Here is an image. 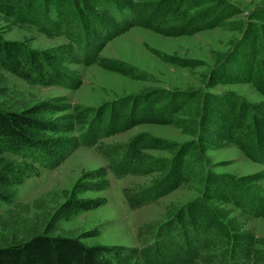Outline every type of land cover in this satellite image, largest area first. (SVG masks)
Wrapping results in <instances>:
<instances>
[{
  "label": "rangeland",
  "instance_id": "1",
  "mask_svg": "<svg viewBox=\"0 0 264 264\" xmlns=\"http://www.w3.org/2000/svg\"><path fill=\"white\" fill-rule=\"evenodd\" d=\"M26 1L35 13H42L47 21L57 24L55 18L61 5L65 10L69 7L71 16L83 19H87L88 7L95 2L113 15L133 18L130 9L119 11L116 4L125 7L120 2L131 1L151 6L158 2V7L163 9L165 4L175 0H51L49 4L44 0ZM199 1L204 15L219 8V12L228 16L213 27H202L190 34L165 35L148 27L132 25L113 35L97 51L103 60L132 69L131 75L101 67L96 61L84 63L79 60L82 59L81 50L68 55L57 52L59 58H54L61 72L78 81L76 87L27 81L0 68V109L21 111L47 103L51 107L40 111L38 116L63 128L64 123L73 121L75 108L81 111L86 107H106L110 104L106 102H113L115 106L116 101L125 102L135 95L152 94L157 90L159 93L179 90L189 92L190 96L209 90L217 94L231 93L255 105L264 115V96L233 64L246 44L242 39V25L250 14L264 8V0ZM187 5H180L168 17L166 25L181 24L179 12ZM157 12L149 11L151 15ZM26 17L27 13L10 16L0 11L1 37L49 54L50 50L66 48L71 43L58 27L47 31ZM248 53L244 52V57L253 59ZM256 59L259 60L258 53ZM194 103L190 100L168 123H141L125 132L103 137L97 146L77 144L69 147L59 161L52 158L38 163L25 153L0 152V246L21 243L36 234L75 237L86 245L99 244L108 248L135 249L151 244L162 224H170L174 212L209 191L206 186L208 172L221 181L234 178L245 196L256 203L264 200V163L247 157L229 140L203 145L201 150L191 147L186 155L188 177L176 190L139 207L128 206L123 188L137 190L153 186V189L160 174L154 171L146 175L117 176L101 148L125 144L140 132L167 139L175 146L183 145L193 139L187 132L190 124L185 119ZM184 108L187 109L183 111ZM46 134L68 138L80 131L78 128L73 131L50 129ZM144 152L148 156L145 161L167 159L171 155V150L167 149ZM93 200L99 202L97 206L85 209L75 205V202ZM206 200L233 232L260 239V242L255 241L254 247L264 250V213L257 215L236 205L235 201L241 202L237 193H226L222 199L209 194Z\"/></svg>",
  "mask_w": 264,
  "mask_h": 264
},
{
  "label": "trees",
  "instance_id": "2",
  "mask_svg": "<svg viewBox=\"0 0 264 264\" xmlns=\"http://www.w3.org/2000/svg\"><path fill=\"white\" fill-rule=\"evenodd\" d=\"M67 1H64L66 7ZM43 2L49 4L51 0ZM121 3L126 6L116 4L118 10L130 9L133 18L113 15L95 2L90 5L92 11L88 7L87 19L71 16L69 7L65 10L61 5L55 18L57 24H53L42 13H35L26 0H0V11L10 16L27 13V20L37 22L51 32L58 27L71 41L66 48L50 50L49 54L47 51L30 49L18 41L5 40L0 35V68L27 81L54 82L63 86L72 84L76 87L78 81L61 72L54 58H59L57 52L68 55L81 50L80 61H96L101 67L131 75L132 69L107 62L97 53L113 35L132 25L148 27L165 35L190 34L202 27H213L228 16L225 12H219V8L204 15L199 0L171 1L163 9L158 7V2L151 6L131 1ZM183 3L188 5L179 12L182 23L166 25L168 17ZM150 10L158 12L151 15ZM82 12L85 13V10ZM48 18L52 19L51 16ZM241 30L246 44L233 60L234 68L242 72L246 81L252 82L264 96V8L252 16L250 14ZM244 52H251L253 59L244 57ZM257 53L259 60L256 59ZM190 95L179 90L160 93L157 90L152 94L135 95L127 102L116 101L115 106L113 102H106L110 103L106 107H86L81 111L75 108L73 121L64 123L63 128L58 125L57 128L53 122L38 116L40 111L51 107L47 103L21 111L0 109V152L25 153L38 163L48 162L52 158L59 161L69 147L77 144L97 146L103 137L125 132L141 123H168L191 100L195 101V106L192 112H188L185 122L190 124L187 132L193 139L183 145L173 146L167 139L140 132L125 144L103 148L98 146L117 176L146 175L154 171L160 174L154 181L153 189V186L139 187L137 190L123 188L129 207L153 202L176 190L188 177L186 155L191 147L201 150L203 145L206 147L217 141L230 140L247 157L264 163V115L255 105L231 93L217 94L206 90L202 95L199 92ZM75 128L80 134L68 138L46 134L50 129L73 131ZM153 149L171 150V155L167 159L145 161L148 156L144 151ZM233 179L224 182L208 172L206 186L209 191L174 212L170 224H162L151 244L135 249L108 248L99 244L86 245L75 237L36 234L21 243L0 246V264H264V250L254 247L255 241L261 240L252 235L233 232L229 224L220 220L218 213L206 202L209 194L222 199L226 193H237L241 196V202L235 201L236 205L257 215L264 213V200L256 203L245 196ZM98 203L94 200L81 201L75 202V205L87 209Z\"/></svg>",
  "mask_w": 264,
  "mask_h": 264
}]
</instances>
